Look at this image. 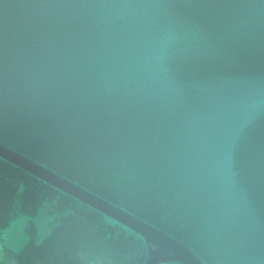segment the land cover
Returning <instances> with one entry per match:
<instances>
[{
	"label": "water",
	"instance_id": "obj_1",
	"mask_svg": "<svg viewBox=\"0 0 264 264\" xmlns=\"http://www.w3.org/2000/svg\"><path fill=\"white\" fill-rule=\"evenodd\" d=\"M0 264H264V0H0Z\"/></svg>",
	"mask_w": 264,
	"mask_h": 264
}]
</instances>
